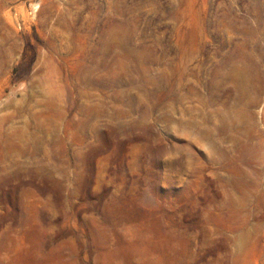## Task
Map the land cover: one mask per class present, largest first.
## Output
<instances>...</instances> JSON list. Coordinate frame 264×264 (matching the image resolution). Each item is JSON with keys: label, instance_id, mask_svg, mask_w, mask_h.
Listing matches in <instances>:
<instances>
[{"label": "rangeland", "instance_id": "374dc122", "mask_svg": "<svg viewBox=\"0 0 264 264\" xmlns=\"http://www.w3.org/2000/svg\"><path fill=\"white\" fill-rule=\"evenodd\" d=\"M0 264H264V0H0Z\"/></svg>", "mask_w": 264, "mask_h": 264}]
</instances>
